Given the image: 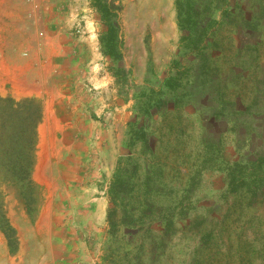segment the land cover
<instances>
[{
    "label": "rangeland",
    "instance_id": "obj_1",
    "mask_svg": "<svg viewBox=\"0 0 264 264\" xmlns=\"http://www.w3.org/2000/svg\"><path fill=\"white\" fill-rule=\"evenodd\" d=\"M102 2L118 59L94 0H0V156L31 167L0 163V264H264V190L233 184L264 0Z\"/></svg>",
    "mask_w": 264,
    "mask_h": 264
},
{
    "label": "trees",
    "instance_id": "obj_2",
    "mask_svg": "<svg viewBox=\"0 0 264 264\" xmlns=\"http://www.w3.org/2000/svg\"><path fill=\"white\" fill-rule=\"evenodd\" d=\"M94 6L100 12V17L106 23L105 26H102V32L99 34L100 43L102 45V49L104 54L110 56L112 59H118V44H117V24L114 21L115 12L112 10L114 9L113 6L106 2H102V0H94ZM108 14L107 20H105V15ZM226 93V90H225ZM255 117V113L250 108H245L243 112H240L239 106L233 105V117L234 120L240 119V117H245L243 120L248 122L247 126L252 124V116ZM251 117V120L249 119ZM36 119V118H33ZM34 121V120H33ZM254 122V121H253ZM251 123V124H250ZM34 125V124H33ZM240 148L243 145H239ZM248 150V145H246ZM248 154L254 155L255 159L248 158L245 154L243 158L236 160L234 162V168H237L233 172V184L234 189H239L241 187H245L249 190V192L255 197L259 196L263 193L264 190V149L263 150H248ZM13 151L5 150L2 155L0 156V163L4 169L3 177L4 179L8 180L10 183L14 185H18L20 182H24L30 176V164L25 166V164L18 162V163H9L4 164L2 162V158L5 155H13ZM248 167V169H246Z\"/></svg>",
    "mask_w": 264,
    "mask_h": 264
},
{
    "label": "crops",
    "instance_id": "obj_3",
    "mask_svg": "<svg viewBox=\"0 0 264 264\" xmlns=\"http://www.w3.org/2000/svg\"><path fill=\"white\" fill-rule=\"evenodd\" d=\"M253 96L248 105H245L242 99H239V109L243 112L245 108H250L254 111L255 117L249 118L252 121L250 126L234 127V135L238 139V144L245 147L248 145V150H263L264 149V59L259 65L258 80L250 90ZM236 95L237 91H234ZM237 97V96H236ZM241 118V117H240ZM254 121V122H253Z\"/></svg>",
    "mask_w": 264,
    "mask_h": 264
},
{
    "label": "bare ground",
    "instance_id": "obj_4",
    "mask_svg": "<svg viewBox=\"0 0 264 264\" xmlns=\"http://www.w3.org/2000/svg\"><path fill=\"white\" fill-rule=\"evenodd\" d=\"M154 1V0H153ZM153 3V2H152Z\"/></svg>",
    "mask_w": 264,
    "mask_h": 264
}]
</instances>
